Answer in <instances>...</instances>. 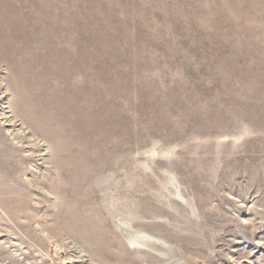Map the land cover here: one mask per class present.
<instances>
[{"label":"rangeland","instance_id":"374dc122","mask_svg":"<svg viewBox=\"0 0 264 264\" xmlns=\"http://www.w3.org/2000/svg\"><path fill=\"white\" fill-rule=\"evenodd\" d=\"M0 264H264V0H0Z\"/></svg>","mask_w":264,"mask_h":264},{"label":"bare ground","instance_id":"6f19581e","mask_svg":"<svg viewBox=\"0 0 264 264\" xmlns=\"http://www.w3.org/2000/svg\"><path fill=\"white\" fill-rule=\"evenodd\" d=\"M6 21H8L9 24H11V22H12L11 20H6ZM68 60H69V58H68ZM58 95H59V98L67 100L66 99L68 96L67 94H66L67 95L66 96L65 94L60 92V94H58ZM58 95H57V97H58ZM66 106L67 105H64V107H63L64 110H68V107H66ZM64 113H66V112H64ZM73 118H75V119H73ZM78 118H79V115H76V116L70 115V119L68 121H70V123H72V125H74L75 128H78L79 127ZM72 125H71V127H72ZM100 132H101V130H100ZM57 153L59 154V152H57ZM60 153H61V151H60ZM58 154H56V155H58ZM65 167L66 166H62L60 168L61 172L64 171ZM77 169H78L77 170L78 172L82 171L81 167H79ZM82 178L83 177L78 178L76 176H73L71 174H66L65 172H63L62 176L58 180L52 181L53 187L57 189V197L59 199L61 198V199L65 200V205L63 206V208L61 207L62 210L60 211V209H61L60 208L59 211L54 214V216L56 217L57 220H59V222H61V221L63 222L62 228H67L69 232L70 231L79 232V234L83 237L85 244H87L88 246L91 245L93 242L97 241L96 247L94 245V248H92V251L97 253L98 252L97 249L99 248V247H97V245L101 246L103 243H109L108 239L101 241L100 240V239H102L101 235L97 234L100 231L106 230V228H105L106 227L105 226V223H106L105 217L106 216L104 217V215H103L104 212L102 209L105 205L101 206V212H102L101 213V212H98L97 209H92L88 203H84L86 199L84 198V196H82L83 191L78 187L79 186L78 181L79 182L85 181ZM83 183H85V182H83ZM56 189L54 191L55 193H56ZM149 206H151V205H149ZM56 222H58V221H56ZM62 222H61V224H62ZM58 227L61 228V226H58ZM67 229H65V230L67 231ZM74 237H77V235ZM98 240H100V241H98ZM196 242H197V240H196ZM192 243H193V241L192 242L190 241L187 244L192 245ZM104 247H102L101 249H104ZM100 251L102 252V250H99V252ZM99 252L97 253L98 255H99Z\"/></svg>","mask_w":264,"mask_h":264}]
</instances>
